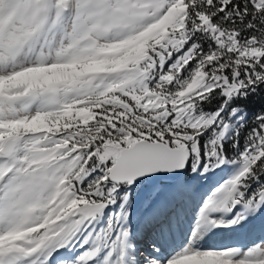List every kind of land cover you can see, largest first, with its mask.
Returning a JSON list of instances; mask_svg holds the SVG:
<instances>
[{
    "label": "snow or ice",
    "instance_id": "6c2138e0",
    "mask_svg": "<svg viewBox=\"0 0 264 264\" xmlns=\"http://www.w3.org/2000/svg\"><path fill=\"white\" fill-rule=\"evenodd\" d=\"M264 0H0V264H264Z\"/></svg>",
    "mask_w": 264,
    "mask_h": 264
},
{
    "label": "trees",
    "instance_id": "16d2710c",
    "mask_svg": "<svg viewBox=\"0 0 264 264\" xmlns=\"http://www.w3.org/2000/svg\"><path fill=\"white\" fill-rule=\"evenodd\" d=\"M258 103H259V100L255 99V97H252L248 101H246L245 104H238V106L250 112V110L254 109V107H256Z\"/></svg>",
    "mask_w": 264,
    "mask_h": 264
},
{
    "label": "rangeland",
    "instance_id": "374dc122",
    "mask_svg": "<svg viewBox=\"0 0 264 264\" xmlns=\"http://www.w3.org/2000/svg\"><path fill=\"white\" fill-rule=\"evenodd\" d=\"M255 99H258L259 103L256 107H254V109L250 110L249 112L250 114L258 111L262 106H264V96H256ZM245 103L246 101H243V100L238 101V104H245Z\"/></svg>",
    "mask_w": 264,
    "mask_h": 264
}]
</instances>
